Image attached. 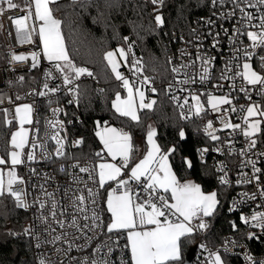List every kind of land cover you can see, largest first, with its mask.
Returning <instances> with one entry per match:
<instances>
[{
	"label": "snow or ice",
	"instance_id": "snow-or-ice-1",
	"mask_svg": "<svg viewBox=\"0 0 264 264\" xmlns=\"http://www.w3.org/2000/svg\"><path fill=\"white\" fill-rule=\"evenodd\" d=\"M152 5H164V0H150ZM211 3L215 6L216 4H224L225 0H211ZM233 9L227 14V17H233L236 15V11L239 10L240 18L238 23L240 27L233 28V34L229 36V41L236 43L239 36H246L249 41H251L250 48L260 49L264 52V11H260L257 16L254 13L248 11L249 8H256L258 11L261 6H264V0H231ZM16 9L20 6L14 2V0H0V14L6 10ZM94 5V0H71L68 5H61L59 0H26L25 11L26 15L21 18L14 19V24L16 26V36L21 43H30L33 39V33L38 32L39 39L43 45L42 54L49 62L52 63V68L45 72L46 78H55L53 73H60L63 84L68 87V91L78 95V85H74V81L78 80L82 75L87 74L92 76L93 73L90 72L85 67H78L74 64L73 60L70 58L68 49L65 45L64 36L62 33V20L57 17L56 13L61 11L62 8L66 7H79L84 11L90 6ZM112 7V5H108ZM153 11L158 12V8H154ZM225 16L224 13H221ZM34 17V21H33ZM254 20H258L259 23H253ZM29 21H33L29 23ZM35 22H39L38 28ZM155 22L157 26H163L165 20L162 15H155ZM208 24H212V20L207 21ZM248 28L258 29L256 31L247 30ZM195 32V29L192 30ZM227 33L228 29H224ZM212 33L209 32V35ZM219 33H216L213 37L212 46L215 48L219 45L220 41L218 39ZM124 40H128V37H124ZM182 39V37H181ZM199 45L197 47V59L201 61V67L203 75L200 76V81H204L211 78L212 62L215 57L206 56L200 53ZM132 45H128V51L126 52L123 47L116 49L115 51H108L104 54V59L110 66L112 73H114L116 80L122 81L123 87L127 90V97L122 98L120 92L115 94V99L112 101V108L124 117H129L133 121H139L140 117L138 115V109H152L155 105V100H150L145 102V93L140 90V88L133 89L130 81L123 76V74L118 70L120 62L117 60V53L120 57L124 59V62H128V54L131 53ZM239 49H234V52H239ZM188 53H182V55H187ZM31 56L32 64L31 67L35 68L39 64V57L41 53L32 52L30 54H15L12 55L13 61H27ZM258 54L255 51H249L248 48L243 49V60L242 65L240 63H234V61H239L241 57L239 55H234L233 60L227 61L225 63L224 69L221 71L220 79H232L235 80L236 77H241L247 85L252 86L256 93L264 98V55L258 56V64L260 71L254 70L252 60ZM171 57H169V62H171ZM195 62L193 61V64ZM130 67L134 69L133 75L141 73L143 71V65L140 60L133 59ZM181 67H184L183 65ZM241 69L235 70L233 69ZM173 72H179L180 68L174 67ZM232 72L229 76L228 73ZM187 79L182 81V83H194V77L188 76L185 73ZM19 79H23L20 77ZM149 82L150 78L147 76L143 77L141 83ZM216 87H223V85H216ZM235 84L232 88L235 89ZM44 88L48 92H57L59 86L56 88H50L48 83L44 84ZM171 89V85H169ZM240 92H244L248 95V99L251 100V95L249 94L251 89L241 86L238 89ZM152 92H156L155 87L151 88ZM38 95H47L46 92H39ZM139 97V102L137 103L136 97ZM20 99V97H17ZM173 99H177L173 96ZM194 105H189L187 116L184 112H181V119H188L192 116H199L203 111L204 107L201 103L200 96L193 95ZM73 101H69L72 103ZM207 103L211 106V109L216 112H220L221 105H231L232 100L229 95L215 96L208 94ZM188 105V100L185 98L184 105H180L183 108ZM237 109L232 107L231 111L235 112ZM5 112L7 110H4ZM58 109H54L55 113ZM227 111V109H225ZM240 111H246L244 116L245 127L241 129L240 124H232L230 122H224L223 128H231L233 130L241 129L243 135L246 138H252L257 133L261 131L262 120L259 118L252 119L255 117H264V106L257 103H250L247 106L241 105ZM33 105L22 104L15 108V119L19 122V129L11 134V151L8 155L10 157V167L7 172L3 168H0V196L9 195L15 199L17 207L27 209L30 207L26 203L27 193L23 188L16 187L17 185H23L24 180L18 176L16 172V166L24 163L22 155L26 146L35 148L36 142L32 141L29 144V129L25 128L26 124H32ZM11 124L12 121H7ZM57 124L63 128V122L57 121L52 124L55 128ZM97 126H100V122L97 121ZM39 130L37 129V132ZM204 131L211 137L213 141L219 140L220 137L214 133L217 131L213 127L212 121H208L205 126ZM96 135L100 138L103 144V150L101 152L95 153V155L103 160L102 152L106 150L107 154L112 157L113 161L116 157H120L122 163L117 165L116 163L100 162L96 165V175L98 176V184L100 188H104L109 181H116L117 188H113L107 192V212L111 214L110 222L105 224L102 222L100 213L96 210V199L95 197L99 194L94 192L91 188L87 189V196L81 194L75 198L74 204L77 211L82 213H87L88 208L86 201L90 202L92 207L91 217L85 215V220H91V224H84V229L96 230L105 229L107 233H119L122 230L126 231L127 244L124 247L130 249V264H182V238H188L194 233L199 231H207L210 228L209 219L212 218L220 206V200L218 199V193L216 191L204 192L200 184L195 183L191 180H186L181 182L177 175L172 170V165L170 163V156H172L177 151V146L173 145L168 148L167 151H163L161 146L156 143L154 137L156 136V130L154 128H149L147 134V142L149 148L147 153L144 155L134 167L131 168L129 180H134L137 182L141 181L143 177L145 183L143 185L144 190L148 193V197L142 202H136L133 199L132 193L128 188L129 180L122 178V171L128 167L131 153L133 151L132 137L130 133L125 132L123 129H117L115 127H109L107 122H104V126L101 130L97 131ZM179 137L181 140L186 138V133L183 128L179 130ZM56 139L58 145L56 149V155L63 156L65 153L63 151L64 145L62 141L57 136L52 137ZM83 143V139H78L74 141V144L79 145ZM257 144L256 139H251L248 144V149L255 147ZM229 151H234L231 148V142H229ZM43 147V145H40ZM208 151L207 148L197 149L200 153L201 158ZM220 151V149H216ZM246 150L242 149L240 155H244ZM264 156V153H260ZM27 160H33L35 157L33 153L29 152L27 154ZM184 163L187 168L191 169L193 167L192 161L184 157ZM8 161L3 157H0V165H8ZM248 164L253 166V177H249L246 173H241V179L237 180V184H248L252 182L254 178L258 186V194L260 197H264V186H261V175H264V170L256 167L255 161L249 160ZM78 166V165H74ZM246 166L243 162L241 167ZM63 170V169H61ZM34 171V170H33ZM220 171H224L223 166ZM80 172H89L87 167H81ZM259 174V175H257ZM89 178L92 179L91 173ZM220 183L227 185L229 183L226 179V174L220 177ZM122 189V190H121ZM168 194V195H166ZM47 196L51 197V193H46ZM242 199L233 200L232 206L228 211H236L241 204L249 200H255L257 198V193H241ZM47 202H39V208L44 209ZM264 206V205H262ZM58 204L56 201H52L50 206V211L48 216H44L43 213L39 217L42 223H48L49 217L55 220L61 227L64 226V222L57 220ZM63 215V212H60ZM240 220L245 225H250L253 228L260 230V235H264V211H256L250 217L241 213ZM50 226V225H49ZM71 226L77 227L76 217H72ZM231 226L234 231H238V225L235 221L231 222ZM83 232V229H79ZM11 235H20V233H12ZM23 234L27 236H32L36 241V247H40V237L39 235H34L33 226L29 225L23 229ZM86 241L91 240L93 237L87 236V233H83ZM260 235L256 232H248L247 239L249 240H259ZM61 236L54 237L55 240H60ZM120 237L117 236L116 240H112L109 236V241L105 242V246L108 247V254L113 252L112 245H118ZM231 245V247H229ZM238 244L235 240L230 238H225L224 244L222 245L224 253L232 252V248L237 247ZM71 247V245H70ZM79 247V246H78ZM200 249L204 251H209V257L207 264H227V260L221 255V251L217 249L216 251H210L206 244L201 243L199 245ZM57 251H60L57 249ZM100 249H94V252H99ZM245 259L248 264H264V260L256 261L251 255L245 254ZM39 264H47V261L40 257L38 258ZM82 264H88V258L85 257ZM91 264H112L110 259H105L102 261L92 260ZM120 264H129V261L121 259Z\"/></svg>",
	"mask_w": 264,
	"mask_h": 264
},
{
	"label": "built area",
	"instance_id": "built-area-1",
	"mask_svg": "<svg viewBox=\"0 0 264 264\" xmlns=\"http://www.w3.org/2000/svg\"><path fill=\"white\" fill-rule=\"evenodd\" d=\"M210 5L211 10L196 17L190 25V29L186 32L173 33V43H171L167 51V61L171 75L164 84L165 94L176 107L180 117L182 111L187 116L189 105L195 104L192 96H200L204 111L199 116H192L182 120L190 121V119L197 118L204 129L208 121H212L213 127L217 129L214 134L219 136L220 139L216 141H213L204 131L209 143L200 146L198 149L207 148L208 151L203 155V158H201L200 153L198 155L202 162L208 161L210 163L217 183L221 184L220 177L226 174V179H228L229 183L221 185L230 188L231 191L227 211L232 206L233 200L242 199L241 193L247 192L251 194L256 192L257 198L241 204L236 211H229L233 214V219L237 218L236 224L239 230H232V232L225 234L220 242L219 240H211L208 236L205 237L206 231L194 233L196 235L193 242L195 248L189 264H207L209 251L200 249L199 245L201 243L206 244L210 251L214 252L219 249L221 255L227 260V264H248L245 259L246 253L251 255L256 261L264 260V235H260L259 229L242 223L240 215L243 213L250 217L256 211H264V206H262L264 205V197L259 196L258 186L254 178L248 184H237L236 181L241 179V173H246L249 177H253V166L247 163L249 160L255 161V166L264 170V156L260 155V153H264V147L259 146L257 142L255 147L248 149L251 139H256V136L246 138L243 135L241 129L245 127L243 118L247 113L246 111H240V106H247L250 103L264 106V98L259 96L255 89L247 85L241 77H236L235 80H222L220 79V74L225 67V63L233 60L234 55L241 57L239 61H234V63L242 65L244 62L243 49L245 48L258 54L251 62L254 70L260 71L258 56L264 55V52L260 49L250 48L251 41L246 36H239L236 43L229 41V36L233 34V28L240 27L238 23L240 18L239 10L236 11L235 16L227 17V14L233 9L231 0H225L224 4H216L215 6L210 2ZM19 6V8L7 10L5 5L6 10L3 14H0V113L7 121L10 120L16 123V106L22 104L33 105V123L28 124L29 144L35 141L37 146L34 149L26 146L22 155L24 163L16 166L18 176L24 180L23 185H17L16 187L23 188L26 191V203L30 205L27 209L17 207L25 213L26 222L23 229L32 225L34 235H39L40 237V247H36L37 241L32 236L24 235L23 229L20 233V235L29 239L31 245V262L28 264H39L38 258L40 257L44 258L47 264H82L85 257L88 258V264H91V261L94 259L98 262L110 259L112 264H120L121 259H123L129 261L130 264L129 249L124 247L127 243L123 230L119 233H107L106 228L103 230L83 228L84 224H91V220H85L84 216L91 217L93 206L90 202L86 201L87 213L79 212L74 204L75 198L81 194L87 196L88 188H91L94 192H98L99 194L95 197L97 202L96 210L100 213L102 222L107 224L108 218L104 208L103 197L107 191L117 188V182H110L106 187L100 188L97 182L98 176L96 175V162L94 159H61L62 156L56 155L58 145L56 139L52 137L58 135V138L64 145L63 151H65V129L66 125L71 123L69 106L77 102V95L67 90L70 86L63 84L60 73L54 72L53 77L55 78L45 77V72L52 68V63L44 59L42 47L38 42L36 33H33V39L30 43H21L17 38L16 26L13 21L26 15L25 9L21 5ZM247 10L258 16L260 11H264V6H261L259 11L256 8H249ZM221 13H224L225 16H222ZM209 19L213 21L212 24L207 23ZM33 21H29V23ZM253 23H259V21L254 20ZM193 29H195V32L192 31ZM224 29H228V32L225 33ZM247 30L256 31L258 29L248 28ZM209 32L212 34L209 35ZM216 33H219L218 39L220 43L214 48L212 43ZM199 45H202L200 47L201 54L215 57V60L212 62L211 78L203 83L200 81V76L203 75L201 61L196 58L197 47ZM234 49H239L240 51L234 52ZM32 52L41 53L39 64L35 68L31 67L32 60L30 55L27 61L12 60L13 53H24L27 55ZM182 53L188 54L182 55ZM131 54V61L122 66L121 70L123 74L125 77L132 79L133 83L144 87L152 95L151 88L153 85H151V81L150 83H141L145 76L143 71L133 75L134 69L130 67L131 62L133 59H139L133 53ZM169 57L172 58L171 62H169ZM193 61L195 62L194 64ZM182 65L184 67H181ZM174 67L180 68V71L173 72L172 69ZM235 70H242V68H234L233 71ZM185 73L188 76L194 77L195 82L182 83V81L187 79ZM228 75L231 76L232 72H229ZM20 77H23V79H19ZM92 77L87 74L82 75L78 80L74 81L73 86H79L82 81L89 80ZM46 82L50 88L59 86V90L54 93L48 92L44 88ZM233 84L236 86L235 89L232 88ZM169 85H171V89H169ZM216 85H223V87H216ZM241 86L251 89L249 93L251 100L248 99L246 93L238 90ZM39 92H46L47 95L40 96L38 95ZM208 94H227L232 100V104L221 105L220 112L213 111L207 103ZM173 96L177 99H173ZM17 97H20V99H17ZM185 98L188 100V105L181 108L180 105H184ZM69 101L73 102L69 103ZM232 107H235L237 110L235 112L231 111ZM54 109H58V111L54 113ZM4 110L7 111L5 112ZM57 121L63 122V128L58 124L55 128L52 127V124ZM106 122L109 121L107 120ZM224 122L240 124L241 129L223 128ZM37 129L39 130L38 132ZM78 139L77 137L72 138L70 144L76 146L74 141ZM229 142H231V148L234 151H229ZM41 144L43 147L40 146ZM216 149H220V151H216ZM242 149L246 150L244 155H240ZM29 152L33 153L35 157L33 160H27L26 157ZM242 162L246 166L241 167ZM74 165L78 166L74 167ZM222 166L224 171H220ZM81 167H87L89 172H80ZM90 173L92 179L89 178ZM122 178L129 180L128 177ZM144 183L143 177L140 182L129 180L128 188L132 193L133 199L137 202H142L148 197V193L143 187ZM261 186H264V175H261ZM46 193H51V197L47 196ZM12 200L16 205L15 199L12 198ZM53 200L58 204L56 219L64 222L63 227L56 223L55 220H52L51 217H49L47 224L42 223L39 219L42 213L44 216L49 215ZM39 202H47L46 207L40 209ZM60 212H63V215ZM73 216L76 217L79 229H83V232L77 227L71 226ZM242 228L244 229L243 232H241ZM248 232H256L257 235H260V239H247ZM83 233H87V236L93 238L86 241ZM56 236H61V239L54 241V237ZM109 236L112 237V240H116L117 236L120 239L118 245H112L113 252L106 255L108 247L105 246V242L108 241L111 245ZM225 238L235 240L238 244L237 247L232 248V252L230 253L223 252L222 245ZM96 248H99L100 251L94 252ZM57 249L60 251H57Z\"/></svg>",
	"mask_w": 264,
	"mask_h": 264
},
{
	"label": "trees",
	"instance_id": "trees-1",
	"mask_svg": "<svg viewBox=\"0 0 264 264\" xmlns=\"http://www.w3.org/2000/svg\"><path fill=\"white\" fill-rule=\"evenodd\" d=\"M70 2L59 0L61 5ZM210 2L164 0L161 7L152 5L150 0H94V5L87 11L79 7H66L56 15L62 20V33L70 58L76 66H83L93 73L92 78L79 84L77 102L69 106L71 123L65 129L66 149L63 159L97 158L95 153L100 148L94 129L97 121L100 125L107 120V123L119 124L129 130L132 138L139 139H143L148 127L153 126L156 129V140L163 151L166 152L173 145L177 146V151L170 156L172 170L177 178L193 179L204 191L214 190L218 193L220 206L208 221L210 228L205 237L220 242L225 234L232 232L231 222L237 221L227 211L230 188L217 183L210 163L202 162L199 158L197 149L209 143L200 121L197 118L182 120L174 104L167 98L164 85L171 75L167 51L173 43V33L190 29L196 17L211 10ZM154 8L159 11H153ZM156 14L163 16V26L156 25ZM124 37H128V40H124ZM129 44L132 45L131 53L143 65V74L150 78L151 85L157 89L151 95L156 101L153 108L138 110L139 121L121 116L112 108V98L117 92L123 94L124 90L104 59L107 50L121 46L127 52ZM131 53L128 54V63L132 59ZM263 125L264 121L261 131L255 135L261 147H264ZM15 126V122L8 124L0 113V153L4 156L10 149L9 135ZM181 128L186 133L184 140L179 137ZM76 137L82 138L83 143L72 146L70 141ZM184 157L192 161L191 169L184 163ZM25 222V213L18 210L12 197L7 194L0 196V264L31 262L29 239L23 235L10 234L21 233ZM195 237L193 234L182 239V263Z\"/></svg>",
	"mask_w": 264,
	"mask_h": 264
},
{
	"label": "crops",
	"instance_id": "crops-1",
	"mask_svg": "<svg viewBox=\"0 0 264 264\" xmlns=\"http://www.w3.org/2000/svg\"><path fill=\"white\" fill-rule=\"evenodd\" d=\"M36 25H37V28H38V22H36ZM36 35H37V39H38V42H39V44L41 45V47L43 48V45H42V43H41V41H40V39H39V36H38V32H36ZM108 51H110V50H107L106 52H108ZM105 52V53H106ZM44 59H46V58H44ZM126 65V63L125 62H123L122 64H121V66H119V71L123 74V71L121 70L122 69V66H125ZM78 67H83V66H78ZM110 67V66H109ZM111 69V68H110ZM123 76L125 77V75L123 74ZM125 78H127V77H125ZM129 81H130V83L132 84V86H133V89L135 90L136 88H140V90L141 91H143L144 93H145V102H148L150 99H148V97H149V95H150V93H148L147 92V90L144 88V87H142L141 85H137V84H135V83H133V81H132V79H130V78H127ZM121 82V86H123V84H122V81H120ZM123 90H124V93L123 94H121V97L122 98H126L127 97V90L123 87ZM115 99V96L112 98V101ZM136 100H137V103L139 102V97L137 96L136 97ZM152 100H154V99H152ZM139 110V109H138ZM114 111H115V109H114ZM116 112V111H115ZM117 113V112H116ZM118 114V113H117ZM107 125L109 126V127H115V128H117V129H123L125 132H128V133H130L129 132V130L128 129H126V128H123L122 126H120L119 124L118 125H115V124H113V123H107ZM102 126L103 125H100V128H102ZM99 128V129H100ZM149 128L150 127H148V129H147V131H146V133H145V135H144V137H143V139H139V138H132V145H133V151H132V153H131V156H130V160H129V163H128V167L126 168V169H123V171H122V177H130V172H131V168L132 167H134L135 166V164L136 163H138L141 159H143V157H144V155L147 153V150H148V148H149V145H148V142H147V134H148V131H149ZM151 128H153L152 126H151ZM155 129V128H154ZM156 130V129H155ZM131 135V134H130ZM97 138H98V141H99V143H100V148H99V150H98V152H101L102 150H103V144H102V142H101V140H100V138L97 136ZM154 139H155V141H156V143L157 144H159V142H157V140H156V136L154 137ZM160 145V144H159ZM102 156H103V160H101L100 158H96V159H94L95 160V164L96 165H98V163H100V162H109V163H116L117 165H119V164H121L122 163V161H121V158L118 156V157H116V159L113 161V159H112V157L111 156H109L108 154H107V152H106V150H104L103 152H102ZM4 168H5V170H6V172L9 170V167L7 166V165H4L3 166ZM1 168V167H0ZM96 171H97V169H96ZM186 180H191V181H193V182H195V183H197L196 181H194L193 179H183V180H180L181 182H184V181H186ZM110 182H113V181H109L108 183H110ZM107 183V184H108ZM106 184V185H107ZM106 185H105V187H106ZM203 190V189H202ZM204 191V190H203ZM207 191V190H206ZM206 191H204V192H206ZM108 192V191H107ZM107 192L104 194V197H103V200H104V208H105V211H106V215H107V218H108V221H107V223H109L110 222V216H111V214L109 213V212H107V204H106V199H107ZM166 195H168V194H166ZM136 201V200H135ZM137 202V201H136ZM124 233H125V238H126V231H124ZM183 239V238H182ZM126 243H127V239H126ZM129 249V248H128ZM130 255H131V253H130V249H129V257H130Z\"/></svg>",
	"mask_w": 264,
	"mask_h": 264
},
{
	"label": "rangeland",
	"instance_id": "rangeland-1",
	"mask_svg": "<svg viewBox=\"0 0 264 264\" xmlns=\"http://www.w3.org/2000/svg\"><path fill=\"white\" fill-rule=\"evenodd\" d=\"M14 2L16 3V4H18V5H21V7H23L24 9H25V4H26V2H24V0H14ZM38 24H39V22H38ZM121 46H117L115 49H112V50H110V51H115L116 49H118V48H120ZM117 60L120 62V66H121V64L124 62V59L122 58V57H120L119 56V54L117 53ZM215 96H222V95H220V94H217V95H215ZM152 96L151 95H149V97H148V99H150ZM150 100H152V98L150 99ZM149 100V101H150ZM209 107L211 108V106L209 105ZM256 118H259V119H261V120H263L264 119V117H255V118H252V119H256ZM252 119H250V121L252 120ZM103 126H104V124H103ZM103 126H102V128H103ZM25 128H27V129H29V126H28V124H26L25 125ZM100 126L98 127V126H96L94 129H95V134L97 133V131H99V130H101L102 128H100ZM19 129V122H18V120H16V126L10 131L11 133H10V135H9V140H8V146L10 147V149H9V151H11L12 149H11V144H10V140H11V134H12V132H15V131H17ZM97 136V135H96ZM9 151L7 152V154L4 156V155H2L1 153H0V157H3L5 160H7L9 163H8V167L10 166V157H9V155H8V153H9ZM4 165H0V167L1 168H3L4 170H5V168L3 167ZM5 172H6V170H5ZM212 191H214V190H212ZM211 190H207L206 191V193H208V192H212ZM182 264H184V262L182 263Z\"/></svg>",
	"mask_w": 264,
	"mask_h": 264
},
{
	"label": "water",
	"instance_id": "water-1",
	"mask_svg": "<svg viewBox=\"0 0 264 264\" xmlns=\"http://www.w3.org/2000/svg\"><path fill=\"white\" fill-rule=\"evenodd\" d=\"M194 248H195V246L193 245V247L189 248L188 252L185 254L186 256H185L184 264L190 263V261L193 257L192 253L194 251Z\"/></svg>",
	"mask_w": 264,
	"mask_h": 264
},
{
	"label": "bare ground",
	"instance_id": "bare-ground-1",
	"mask_svg": "<svg viewBox=\"0 0 264 264\" xmlns=\"http://www.w3.org/2000/svg\"><path fill=\"white\" fill-rule=\"evenodd\" d=\"M170 102H171V101H170ZM152 127H153V126H152ZM263 127H264V125H263ZM62 159H63V157H62ZM211 191H212V190H211ZM18 210H19V209H18ZM225 210H226V209H225ZM21 211H22V210H21ZM19 231H20V230H19ZM19 231H18V232H19ZM21 238H22V237H21ZM24 238H25V237H24Z\"/></svg>",
	"mask_w": 264,
	"mask_h": 264
}]
</instances>
